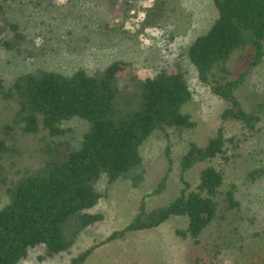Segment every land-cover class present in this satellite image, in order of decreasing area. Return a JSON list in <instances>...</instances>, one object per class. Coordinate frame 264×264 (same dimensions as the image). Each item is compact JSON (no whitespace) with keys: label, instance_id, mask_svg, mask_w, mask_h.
<instances>
[{"label":"trees","instance_id":"obj_1","mask_svg":"<svg viewBox=\"0 0 264 264\" xmlns=\"http://www.w3.org/2000/svg\"><path fill=\"white\" fill-rule=\"evenodd\" d=\"M44 1L47 0H0V18L5 14L7 2L41 8L55 6L45 5ZM130 1L137 5L140 0ZM146 1L149 4L143 25L161 29L159 16L165 12L164 5L160 0ZM212 4L216 17L206 31L191 39L186 56L198 80L225 102L220 118L239 120L253 129L264 103L245 110L235 95L247 71L233 79H217L215 68L226 62L235 50L246 46L251 48L247 68L261 62L264 0H212ZM51 12L49 15L55 17ZM104 13L105 19L100 23L107 28L112 13L107 3ZM5 24L4 29L18 28L12 21ZM23 41V36L12 38L0 33L3 50L20 53ZM158 45L164 65L143 77L137 85L127 87V82L122 84L123 80L118 79L123 67L118 59L94 73L83 68L70 74L36 69L19 74L5 85L0 84L1 98L13 104L11 119L1 126L0 159L14 150L4 139L9 134L17 131L36 134L44 130L49 136H61L65 132L62 124L72 118L83 119L88 125L78 148L66 140L57 141L46 151L48 160L42 169L7 188L8 201L0 207V264H19L36 250H40L35 256L39 261L69 253L80 232L103 218L102 213L92 211L103 196L95 188L99 178L105 176L108 182L126 178L137 185L143 179L139 147L147 137L155 130L182 131L195 125L182 109L192 96L186 78L180 69L167 64L166 41L161 39ZM225 142L222 127L204 144L190 141L178 162L181 187L171 200L150 209L141 200L125 225L112 229L102 239L72 255L69 264H82L98 246L121 239L127 233L157 228L176 216L186 219L185 226L175 228L174 233L178 238L190 239L187 258L193 263L218 264L207 260L200 236L219 213L240 209L235 186L230 184L222 190L224 176L217 158L224 157ZM165 154L170 164L168 147ZM204 161L210 163L201 168L198 181L192 186L184 173ZM250 177L254 175L251 173ZM255 235V241H239L234 246L238 252L250 256L249 262L264 264V231Z\"/></svg>","mask_w":264,"mask_h":264},{"label":"rangeland","instance_id":"obj_2","mask_svg":"<svg viewBox=\"0 0 264 264\" xmlns=\"http://www.w3.org/2000/svg\"><path fill=\"white\" fill-rule=\"evenodd\" d=\"M47 3L55 6L48 5L49 9L48 6L5 3L0 33L12 38L23 36L24 41L20 53L0 48V84L5 85L19 74L36 69L70 74L83 68L94 73L118 59L123 63L118 79L123 80L122 84L127 82V87L137 85L143 77L164 65L158 45L164 39L169 52L167 64L183 72L191 90V99L182 109L195 125L182 131L155 130L147 137L139 147L143 179L137 185L126 178L112 182L105 176L99 178L95 188L103 196L92 211L102 213L103 218L80 232L69 253L39 261L35 256L40 250H36L19 264H69L72 255L102 239L112 229L125 225L141 200L147 209L167 203L181 187L178 162L188 143L204 144L218 127L223 128L226 138L224 157L217 158L224 176L222 190L230 184L235 186L240 209L219 213L200 240L207 260L218 264H257L249 262L250 256L238 252L234 245L239 241H255V234L264 231V108L253 129L239 120L223 121L220 112L225 102L198 80L186 56L191 39L206 31L216 17L212 0H160L165 7L159 16L161 29L143 25L149 4L146 0L138 1L137 5L130 0H47L43 4ZM106 3L112 13L104 28L100 22L106 16ZM7 21L15 22L17 30L4 29ZM250 56L249 46L239 48L215 68L217 79H233L247 71L235 90L245 110L264 103V56L258 65L248 69ZM12 106L0 96V136L1 126L11 119ZM62 125L65 132L61 136H49L44 130L36 134L17 131L4 136L14 150L0 159V175H3L0 207L8 201L7 188L12 183L46 165V151L54 143L66 140L74 148L80 146L88 127L86 121L72 118ZM209 163L198 162L185 171L184 176L192 186L197 183L201 168ZM251 173L254 178L250 177ZM161 181L162 187L157 190ZM185 224L184 217L176 216L157 228L127 233L121 239L95 248L82 264H202L187 258L190 239L178 238L174 233L175 228Z\"/></svg>","mask_w":264,"mask_h":264}]
</instances>
